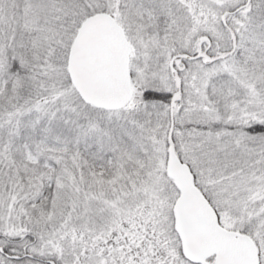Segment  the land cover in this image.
I'll list each match as a JSON object with an SVG mask.
<instances>
[{
  "label": "snow or ice",
  "instance_id": "obj_1",
  "mask_svg": "<svg viewBox=\"0 0 264 264\" xmlns=\"http://www.w3.org/2000/svg\"><path fill=\"white\" fill-rule=\"evenodd\" d=\"M0 264H264V0H0Z\"/></svg>",
  "mask_w": 264,
  "mask_h": 264
}]
</instances>
